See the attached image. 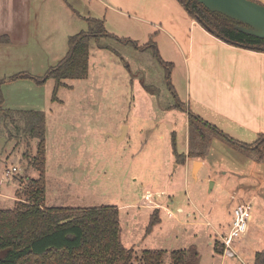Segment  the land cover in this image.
I'll return each instance as SVG.
<instances>
[{
	"label": "rangeland",
	"instance_id": "374dc122",
	"mask_svg": "<svg viewBox=\"0 0 264 264\" xmlns=\"http://www.w3.org/2000/svg\"><path fill=\"white\" fill-rule=\"evenodd\" d=\"M106 1L109 6L131 11L135 17L130 22L115 20L112 23L110 28L120 37L142 43L151 33L155 39L158 34L155 22L161 23L166 30L172 26L165 15L168 13L165 7L162 12L161 9L138 8L135 3L127 6L123 0ZM48 6L47 1L46 9ZM61 12L62 7L56 11ZM100 12L111 15L107 8ZM43 27L47 29L44 24ZM188 27L182 25L184 30ZM162 38L165 35H160ZM102 43L113 47L118 55L107 49H97L91 42L89 77L66 80L67 85L60 87L56 94L57 100H51L52 79L41 85L24 79L16 85L17 91H13L15 102L11 103L14 107L42 110L46 115L45 205H116L120 212L122 243L135 251L136 258L131 264H141L140 251L146 248L165 250L163 264H171L170 251L187 249L192 244L199 251V264H252L253 251L264 248V213L259 208L264 202L258 193L250 192L257 196V201L252 196L248 198L253 207V222L259 225L257 230L247 232L234 253L228 251L221 256L216 254L214 246L221 236L217 235L220 233L218 224L221 222L223 226L231 221L235 204L230 194L239 191L240 185L238 172L223 157L233 156V151L254 159L256 155L213 139L209 161H203V168L194 178L200 158H195V167L193 162L185 166L184 163L176 164L172 154L173 135L177 152L187 149V113L167 109L174 100L167 87L164 67L155 61L150 50H135L126 42L109 38ZM144 85H148L153 94ZM27 140L28 145L22 138L8 137L5 128L0 132V208L14 206L16 192L26 186L27 177H38L28 164L35 152V141ZM25 152L27 156L23 155ZM257 186L260 192L264 191V184ZM158 189L178 196L179 201L169 203L174 212L178 205L190 208V202L197 204L204 213L210 207L212 212L201 225L195 218H185V213L176 214L177 218H183L181 221L167 218L162 207L167 202L165 195L156 200L158 195L152 194L153 202L142 199L145 192ZM154 208L160 209L161 222L146 235Z\"/></svg>",
	"mask_w": 264,
	"mask_h": 264
},
{
	"label": "crops",
	"instance_id": "0c3cea01",
	"mask_svg": "<svg viewBox=\"0 0 264 264\" xmlns=\"http://www.w3.org/2000/svg\"><path fill=\"white\" fill-rule=\"evenodd\" d=\"M47 1L48 9H46ZM255 1L264 4V0ZM123 2L127 6L135 3L138 8H149L153 11L162 10V7L166 8L168 13L164 14L172 25V31H170L171 27L166 30L161 23L155 22L154 27L158 34L155 32L157 35L153 40L163 61L173 65L170 72L171 83L180 101L190 111L232 138L247 144L264 135V51L236 46L219 39L191 19L177 0H123ZM61 7L62 12L56 13ZM103 8L109 9L111 15L107 16V13L100 12ZM87 17L104 20L106 30L114 35L116 31L114 32L110 27L115 20L130 22L131 18H135L131 11L126 12L118 7L109 6L106 0H88L87 2L85 0H0V37H7L8 40L6 43H0V80H3L0 86L2 96L0 106L13 110H36L14 107L15 105L11 103V101L15 102L13 91H17L16 85L24 78L10 81L8 77L23 72L34 76L42 75L65 56L68 37L87 29L84 20ZM189 19H191V26ZM43 24L47 29H44ZM185 24L189 26L186 30L182 28ZM152 34H148L147 40ZM160 35H165V38L160 39ZM121 38L131 39L123 36ZM147 40L142 43L138 40L134 41L145 44ZM95 48L100 49L97 46ZM91 54L90 46L89 68ZM42 66L46 67L42 69ZM212 142L208 147L209 150L207 149L206 158L200 159V167L194 178H197V173L203 168V161H209L207 157ZM181 153H187V149ZM227 155L223 158L229 160V163L233 165L232 169L235 168V172L239 173H237V179L240 182L239 191H232L230 199L235 193L238 198L250 201L248 198L252 196L250 192H253L258 193L261 196L259 199L264 202V191L260 192L257 186L258 183L264 184V158L259 161L257 158L246 157L237 151H233V156L229 158ZM189 162H193L195 167V158H186L185 166ZM151 194L158 195L156 200L159 197L162 199L165 195L167 202L162 207L171 210L174 215L170 218L178 221L183 218H177L176 214L185 213V218H195L201 225L212 212L210 207L204 213L197 204L190 202V208L184 209L178 205L175 213L170 209L169 203L174 204L173 202L179 201L176 194L159 189ZM255 194L252 199L257 201ZM231 200L235 204V200ZM259 208L264 213V204H260ZM178 209L182 211L179 212ZM253 219L252 215L247 232L256 231L259 227L257 221L253 222ZM230 223L231 221L222 226L220 222L218 224L220 233L217 235L220 236L226 232ZM207 224H209L208 221ZM247 232L241 238L242 241L247 237ZM218 241L220 242V238ZM239 242L238 246L242 243ZM211 243L212 240L209 241V244ZM254 253L255 251L252 254ZM216 254L219 253L216 252ZM226 254L227 252L223 251L219 255Z\"/></svg>",
	"mask_w": 264,
	"mask_h": 264
},
{
	"label": "trees",
	"instance_id": "16d2710c",
	"mask_svg": "<svg viewBox=\"0 0 264 264\" xmlns=\"http://www.w3.org/2000/svg\"><path fill=\"white\" fill-rule=\"evenodd\" d=\"M190 17L216 37L236 46L264 51V39L236 30L235 22L220 14L211 13L196 0H177ZM260 3V2H259ZM87 29L68 37L67 52L56 64L42 75L16 73L10 81L29 79L37 85L47 80L54 81L51 100L65 80L87 78L89 74V49L94 42L100 49L118 55L103 39L126 42L135 50H150L155 61L165 69V80L174 102L167 109H179L187 113V153H179L171 139L175 162L182 164L186 158H204L214 138L253 152L257 160L264 158V135L247 144L232 138L215 125L190 111L178 98L170 80L173 65L163 61L151 35L145 44L121 38L109 33L104 20L84 18ZM7 37H0L6 43ZM3 80H0V86ZM144 88L150 92L148 85ZM1 93V91H0ZM153 94L152 92H150ZM2 96L0 94V103ZM7 130L8 137L35 141V152L29 159L38 177L26 179V186L16 192V201L11 208H0V264H131L136 258L133 248L126 247L121 240L120 212L115 205L92 207L49 206L46 201V115L41 110H13L0 106V132ZM15 132V133H14ZM27 156V152L23 154ZM161 222L160 209L154 208L149 216L145 234H150ZM214 249L222 254L224 246L215 242ZM141 264H163L165 250L142 249ZM171 264H199L200 256L196 245L187 249L170 251ZM252 264H264V248L253 255Z\"/></svg>",
	"mask_w": 264,
	"mask_h": 264
},
{
	"label": "water",
	"instance_id": "95a60500",
	"mask_svg": "<svg viewBox=\"0 0 264 264\" xmlns=\"http://www.w3.org/2000/svg\"><path fill=\"white\" fill-rule=\"evenodd\" d=\"M211 13L232 20L233 27L264 39V4L255 0H196Z\"/></svg>",
	"mask_w": 264,
	"mask_h": 264
},
{
	"label": "built area",
	"instance_id": "2783aa9c",
	"mask_svg": "<svg viewBox=\"0 0 264 264\" xmlns=\"http://www.w3.org/2000/svg\"><path fill=\"white\" fill-rule=\"evenodd\" d=\"M142 199L147 202H153L152 194L145 193ZM231 199L235 200V205L232 209V219L230 227L220 236V242L224 246V251L235 252L236 244L246 234L249 221L252 217V204L250 201L243 198H238L235 193L231 195ZM155 205V203H154ZM157 207V206H156ZM181 212V209H178ZM167 217H173L174 213L171 210L165 209Z\"/></svg>",
	"mask_w": 264,
	"mask_h": 264
}]
</instances>
